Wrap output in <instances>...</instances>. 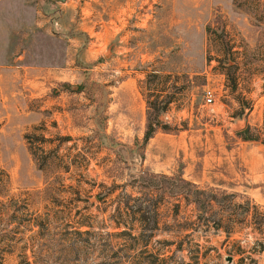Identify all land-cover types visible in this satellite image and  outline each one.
Returning <instances> with one entry per match:
<instances>
[{"label":"rangeland","instance_id":"1","mask_svg":"<svg viewBox=\"0 0 264 264\" xmlns=\"http://www.w3.org/2000/svg\"><path fill=\"white\" fill-rule=\"evenodd\" d=\"M242 205L264 218V0H0V264H264Z\"/></svg>","mask_w":264,"mask_h":264},{"label":"trees","instance_id":"2","mask_svg":"<svg viewBox=\"0 0 264 264\" xmlns=\"http://www.w3.org/2000/svg\"><path fill=\"white\" fill-rule=\"evenodd\" d=\"M210 26L207 27V29H209ZM221 31L222 30H219V28L217 29H214L213 32L217 35H220L221 34ZM226 77H227V80L230 82H232V84L229 85L230 89L231 90H235L236 88V80L233 76V71H226L224 72ZM200 84H203V83H200ZM172 100L168 97L165 98V100H161L160 102H163V105L160 107V108H164L165 105H167L169 102H171ZM148 106L149 108L151 107L153 110L152 112H150L148 114V123H147V128L144 132V137H143V142H146L150 137H152V134H153V128H152V119H154V116H155V112L157 109H160L159 108V105L156 104V100L155 101H148ZM154 115V116H153ZM180 181L183 182L184 184L186 185H192L194 186V184H192L191 182H188L186 180H184L183 178L179 177ZM184 187V186H182ZM183 189L184 188H181L179 189V191H182L183 192ZM197 193H200V192H197ZM197 197V196H196ZM205 201H207V203H211L212 201L213 202H218L219 200L216 198V196H213V195H208V199H206ZM253 207V206H252ZM255 209V207L253 208ZM241 210L244 211V212H248V213H251V221L252 223H255L256 225H259L260 222L261 223H264V218H258L257 217V212H254V210H250L249 207H247L246 205L245 206H241Z\"/></svg>","mask_w":264,"mask_h":264},{"label":"water","instance_id":"3","mask_svg":"<svg viewBox=\"0 0 264 264\" xmlns=\"http://www.w3.org/2000/svg\"><path fill=\"white\" fill-rule=\"evenodd\" d=\"M58 3H61V4H65L68 0H54ZM105 55H107V52L105 53ZM240 127V124L236 125L235 128H238ZM224 260L227 262V263H231L232 261V256L231 255H225L224 256Z\"/></svg>","mask_w":264,"mask_h":264},{"label":"built area","instance_id":"4","mask_svg":"<svg viewBox=\"0 0 264 264\" xmlns=\"http://www.w3.org/2000/svg\"><path fill=\"white\" fill-rule=\"evenodd\" d=\"M204 97H205V103L207 104L213 103V93L211 90L206 89Z\"/></svg>","mask_w":264,"mask_h":264}]
</instances>
